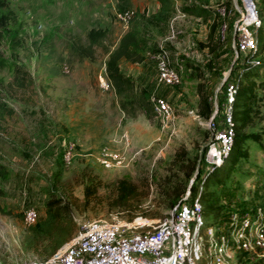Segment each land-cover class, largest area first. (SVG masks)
Here are the masks:
<instances>
[{"label":"rangeland","instance_id":"374dc122","mask_svg":"<svg viewBox=\"0 0 264 264\" xmlns=\"http://www.w3.org/2000/svg\"><path fill=\"white\" fill-rule=\"evenodd\" d=\"M249 5L173 0L165 13L158 0H0V264L46 262L87 221L132 222L144 231L168 218L205 173L226 76L236 87L235 141L229 170L204 184L202 203L235 210L228 216L264 214V0L253 10ZM126 11L134 12L128 26L116 17ZM253 11L259 27H247ZM136 23L145 38L143 60H120L129 78L122 93L104 90L106 48ZM99 29L104 45L81 60L77 47ZM244 29L258 41L256 50L240 52ZM161 46L183 78L167 91L155 83ZM214 68L219 81L211 88ZM155 89L175 113L167 126L153 109ZM66 137L76 143L69 164L61 157ZM104 149L119 153L121 166L102 167ZM30 208L39 218L28 225ZM236 263L264 264V252L238 253Z\"/></svg>","mask_w":264,"mask_h":264},{"label":"built area","instance_id":"2783aa9c","mask_svg":"<svg viewBox=\"0 0 264 264\" xmlns=\"http://www.w3.org/2000/svg\"><path fill=\"white\" fill-rule=\"evenodd\" d=\"M256 0H248L254 9ZM134 12H118L119 22L128 26ZM247 27H259L261 21L257 11ZM248 20V19H247ZM258 41L246 29L241 30L240 52H251ZM157 63V87L166 90L178 88L183 83L181 73L171 64L168 51L161 46L154 57ZM100 85L110 90L106 76H100ZM236 87L227 84V101L223 104L222 127L215 126L209 144L205 173L201 175L196 193L188 192L173 209L168 218L148 230L139 231L132 222L119 220H93L80 225L77 235L64 251L40 264H237L238 253L250 256L264 252V214L234 212L223 224L209 223L202 203L204 184L220 170L228 159L235 141L234 102ZM151 102L157 118L163 126L174 119L170 101L155 90ZM75 140L66 137L62 161L71 163L76 148ZM121 155L104 149L99 163L105 169L121 166ZM39 218L36 209L25 212V222L34 224ZM224 225V226H223ZM224 227V228H223Z\"/></svg>","mask_w":264,"mask_h":264},{"label":"trees","instance_id":"16d2710c","mask_svg":"<svg viewBox=\"0 0 264 264\" xmlns=\"http://www.w3.org/2000/svg\"><path fill=\"white\" fill-rule=\"evenodd\" d=\"M160 3L161 9L165 11V13H170L169 8L170 5L173 4V0H158ZM189 8H187V11ZM190 13L193 11L189 10ZM264 23V22H263ZM143 31L140 29V24L136 23L132 25L127 33H125L119 40V42L113 47V48H106V54L108 56V59L106 61V78L109 81L111 88H114L115 91H117L119 94L122 93V87L126 80L129 78L125 77L123 75L122 70L119 68V61L122 59H126L127 61H131L133 63H139L143 60V43H144V37H143ZM106 39V32L102 29L99 30H92L87 36L88 43L86 45H80L77 47V52L81 56V60L84 58H90L93 59L95 48L98 46L104 45V41ZM226 47H230L229 42L226 43ZM175 68V67H174ZM177 71H179L177 68H175ZM211 88H213L219 81V72L214 68L211 72ZM219 101H220V108H222L223 103L227 101V83L223 86V88L219 91ZM220 109L219 114L216 118V127L219 128V119L222 117ZM222 127V126H221ZM238 143V138L237 142ZM204 161V159H203ZM227 164V163H226ZM224 165V167L221 169L223 172H217L213 174L209 182L212 181V179L217 180L218 177H220L226 170H229V164ZM231 169L228 172L227 176L224 180H229L231 178ZM201 171L200 174H198L197 180L201 179ZM215 183L217 184L218 181ZM183 200V199H182ZM181 200V201H182ZM179 204V203H178ZM209 206V205H208ZM208 206L205 204L204 199V208H205V216L207 221L209 222H217L220 221L221 223L226 222L228 220L227 213L233 212L232 208L228 207H221L218 209H209ZM0 212H4V210L0 207ZM220 212H222V218L218 219V216L220 215ZM245 211H242L241 213H244ZM225 215V216H223ZM218 219V220H217Z\"/></svg>","mask_w":264,"mask_h":264},{"label":"water","instance_id":"95a60500","mask_svg":"<svg viewBox=\"0 0 264 264\" xmlns=\"http://www.w3.org/2000/svg\"><path fill=\"white\" fill-rule=\"evenodd\" d=\"M227 81H228V76H226V77L223 79V81H222V83H221L219 89L223 88V86L227 83ZM216 113H218V110H216ZM208 145H209V144H208ZM196 179H197V176L194 177L192 183H194V182L196 181Z\"/></svg>","mask_w":264,"mask_h":264},{"label":"crops","instance_id":"0c3cea01","mask_svg":"<svg viewBox=\"0 0 264 264\" xmlns=\"http://www.w3.org/2000/svg\"><path fill=\"white\" fill-rule=\"evenodd\" d=\"M135 5V4H134ZM156 83V82H155ZM156 90V89H155ZM167 91V90H166ZM165 92V91H164Z\"/></svg>","mask_w":264,"mask_h":264}]
</instances>
